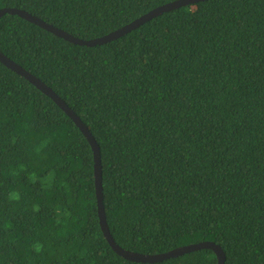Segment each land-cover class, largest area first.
Returning a JSON list of instances; mask_svg holds the SVG:
<instances>
[{"label": "trees", "instance_id": "1", "mask_svg": "<svg viewBox=\"0 0 264 264\" xmlns=\"http://www.w3.org/2000/svg\"><path fill=\"white\" fill-rule=\"evenodd\" d=\"M170 1L0 0V9L22 8L91 39ZM0 50L51 86L95 136L119 245L155 254L211 240L225 264H264V0H202L94 46L7 13ZM12 190L19 201L8 199ZM0 264L218 257L210 248L154 263L118 254L101 227L88 138L0 61Z\"/></svg>", "mask_w": 264, "mask_h": 264}, {"label": "water", "instance_id": "2", "mask_svg": "<svg viewBox=\"0 0 264 264\" xmlns=\"http://www.w3.org/2000/svg\"><path fill=\"white\" fill-rule=\"evenodd\" d=\"M202 0H173L170 2H167L163 5L157 6L154 9L150 10L149 12L141 15L140 17L136 18L135 20L125 24L124 26L115 29L114 31L105 34L103 36L86 39L81 38L78 36H75L73 33H70L58 26H55L54 24H51L44 19L40 18L39 16H36L32 14L31 12L18 8V7H3L0 9V18L4 16L7 13L11 14H18L19 16L41 26L42 28H45L46 30H49L53 32L54 34L63 37L64 39L73 42L75 44L80 45H88V46H94L98 44H104L109 42L110 40L119 38L127 33H129L131 30L137 28L138 26L142 25L146 21L150 20L151 18L158 16L162 14L165 11H169L184 5L197 3ZM0 61L11 68L12 70L16 71L17 73L25 76L28 80H30L34 85H36L39 89H41L44 93L52 97L70 116L71 118L78 124V126L81 128L85 136L88 138L95 156V184H96V194H97V200H98V211H99V217H100V223L102 230L111 244V246L114 248V250L125 257L126 259L136 261V262H146V263H154V262H161L166 259L182 256L186 253L193 252L196 250L204 249V248H210L214 250L218 257V264H225L227 259V254L223 247L211 240H205L201 242H195L187 245H182L179 247H176L174 249L155 253V254H148V253H142L137 252L133 250H128L121 245H119L109 226L108 220H107V213L106 208L104 204V184H103V167H102V153H101V147L99 143L97 142L95 136L92 134L89 127L85 124L83 119L70 107L68 102L64 100L51 86H49L46 82H44L40 77L33 74L31 71L27 70L25 67H23L21 64L10 58L8 55H6L3 51L0 50Z\"/></svg>", "mask_w": 264, "mask_h": 264}, {"label": "clouds", "instance_id": "3", "mask_svg": "<svg viewBox=\"0 0 264 264\" xmlns=\"http://www.w3.org/2000/svg\"><path fill=\"white\" fill-rule=\"evenodd\" d=\"M25 126L27 127L28 125L26 124ZM15 139H16V138L13 137V141H15ZM50 140H51V138H49L48 140H46V141H45V144L49 143ZM35 151H36L37 153H39L40 151H42V149L38 146V147H36ZM21 167H23V166H21ZM13 172H14V174H18V173H16V170H15V169H13ZM30 179H31L33 182H36L38 179H41V178L37 177L35 174H32L31 177H30ZM41 182L43 183L44 181L42 180ZM20 198H21V193H20L18 190H12V191H10L9 194H8V199H9L10 201H19ZM39 210H40L39 205H34V207H33V211L38 212ZM69 214H70V213H69ZM5 227H6V228H10V227H12V225H11L10 223H8V224L5 225ZM43 247H44L43 243H42V242H39V241H36V242H34V243L32 244V248H33L37 253L41 252L42 249H43ZM81 255H84V253H81Z\"/></svg>", "mask_w": 264, "mask_h": 264}]
</instances>
